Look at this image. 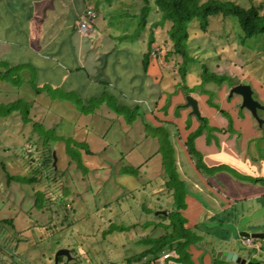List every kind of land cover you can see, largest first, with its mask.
Returning a JSON list of instances; mask_svg holds the SVG:
<instances>
[{"label": "rangeland", "instance_id": "1", "mask_svg": "<svg viewBox=\"0 0 264 264\" xmlns=\"http://www.w3.org/2000/svg\"><path fill=\"white\" fill-rule=\"evenodd\" d=\"M231 1L246 6L264 4V0ZM84 2L102 15L108 28L120 31L121 28L115 26L122 19L118 26L126 28L128 34L137 30L139 17L134 16L139 13L141 0ZM92 9L87 10L96 15ZM153 20L151 18L150 23ZM190 25L187 48L196 62L186 65L185 76L181 77L178 70L179 56L171 54L166 60L162 41L151 46L148 66L154 68V73H151L156 75L155 84L159 92L157 104L151 96L152 107L158 106L151 117L144 115L140 106L127 100L119 103L111 89H107L101 98H85L88 101L79 96L55 95L53 90L46 93L45 89H39L43 93L38 95L37 87L35 90L22 74L3 64L6 69L2 67L0 71V264H55L54 255L61 248H68L78 264H141L150 257H140L148 248L142 239L160 237L165 225L169 224V218H158L156 213L169 211L170 215L180 219L177 213H172L176 209L173 203H178L180 198L182 210L177 212L182 217L188 215L187 210L190 209L188 198L196 199L203 206L200 218L203 224H197L198 228L193 230L196 237H200L193 244L199 251H194L193 256L191 246L187 249L192 255L191 264H234L226 260L229 252L264 264L263 241L251 240L252 243L246 245L239 236L242 231L264 233V201L261 204L256 200L248 201L246 205L253 206L254 210L240 220L239 217L222 216L216 202L204 191L194 188V183L185 176L178 163L185 150L183 142L188 129L182 130V137H179L181 124L175 121H178L181 109L173 107L170 102L171 98L177 97L176 93L180 105L185 104L186 95L199 101V111L206 122L199 127L194 139L195 149L199 145V137L205 145L214 144L222 153L227 149L229 152L233 150L246 156L253 165L256 162L259 166L264 165V128H260L262 125L259 126L247 110L240 108L238 96L228 98L233 86L247 84L252 88L253 99L264 106V47L261 42L254 44L249 41L239 45V29L228 20L218 18L214 25L210 24L206 34L199 31L197 25ZM140 32L139 38L128 39L126 44L133 45L129 47L136 52L143 49L147 52L149 27ZM158 33L159 27L155 30V34ZM202 65L217 75L226 76L222 87L201 85ZM186 91L191 93L186 94ZM56 97L63 101L59 103ZM233 99L238 103L232 105L234 110L230 111ZM18 100L26 104L31 123L23 122L22 115L17 112L19 108L5 113L4 108ZM203 103L209 113L219 115L218 123L224 122L223 113L220 114L223 110L239 116L245 113L248 116L245 122L255 124V136H249L246 141L242 133L245 134L247 126L241 122V128L235 129L233 120H228L221 132L217 121L205 114ZM258 116L264 122V111H258ZM201 120L187 116L182 124L191 129ZM44 131H49L46 133L48 143L44 144L46 148L41 143ZM165 132L170 134L168 138ZM224 132H227L228 137L225 138L228 142L222 149ZM175 137H178L177 141H174ZM166 138L168 144L165 143ZM244 142L243 152L240 145ZM226 144L229 145L227 149ZM170 149L172 160L166 157L168 161H165L164 152ZM50 150L56 158L54 172L50 170ZM198 154L202 156L200 152ZM71 156L75 160L70 159ZM31 159L38 160V164H31ZM197 159L198 155L193 154L192 163L196 165ZM227 167L224 165L222 168L227 170L230 179L241 182V173ZM222 168L208 170L206 174ZM32 176L37 177L36 182H24ZM8 177L14 180L7 182ZM46 188L54 192L50 195L52 202L45 201L43 209H38L35 207L36 193L45 192ZM166 190L170 191V196L163 194ZM185 221L187 225V217ZM112 223L129 229L103 237L102 233ZM128 259L132 263L126 262ZM58 260V264H66L64 257Z\"/></svg>", "mask_w": 264, "mask_h": 264}, {"label": "crops", "instance_id": "2", "mask_svg": "<svg viewBox=\"0 0 264 264\" xmlns=\"http://www.w3.org/2000/svg\"><path fill=\"white\" fill-rule=\"evenodd\" d=\"M89 8L92 9L86 5L84 0H0V65L4 70L6 69L3 65L5 63L11 68L21 66L19 73L25 77V80L29 82L34 79L37 89H45L46 93L53 90V94L60 93L62 97L79 96L81 99L84 98V101H88L86 100L88 98H101L106 94L107 89H111L119 103L127 100L128 103L140 106L144 115L153 116L158 106L157 108L152 107L154 105H151V96L155 98L154 101L157 104L159 101L156 100L158 97L156 95L159 92L155 84L156 75L151 73L153 66H148L146 74L142 72V55L146 49L136 52V49L129 47H134L133 45L121 42L124 41L122 40V35L125 34L123 28L115 26L121 28L120 31L114 27L108 28L102 15L94 9L92 10L96 15L90 21L91 30L87 35L79 34L77 31L79 19ZM95 26L98 28L95 29ZM2 67L0 71L3 70ZM41 93L43 92H39L38 95ZM50 96L54 98L51 93ZM176 96L174 99L171 98L170 102L172 101L173 107L178 106L181 109L176 119L178 121L175 122L181 124L179 125L181 126L179 137H182L180 135L182 130L188 129L184 130L186 132L184 137H186L197 127L198 122L193 124L191 129L182 124L187 116L192 115H189L188 108L179 104L178 93ZM56 100L59 103L63 101L57 97ZM237 103V99H233L229 110H234L232 105L236 106ZM202 106L208 118L217 121L222 132L226 127V121L218 123L219 115L209 113L204 103ZM228 114L231 121H234L235 129L239 128V123H245L247 129L245 134L242 133V137L246 141L249 136L250 138L255 136V124L245 122L248 117L245 113L244 116H239L235 112ZM162 118L168 121L166 117ZM190 119L194 120L192 117ZM260 128H264V122ZM175 133L177 132H173ZM226 135L227 132H224L222 149L225 148L227 141L225 137H228ZM177 138L175 137L174 141H177ZM197 140L199 145L195 146L202 154V162L206 167H210L213 171L224 165L233 171L236 169L241 173V182L230 179L227 170L223 168L218 172L209 175L204 173L201 176L185 150L178 158L181 170L194 183L195 189L204 191L216 202L222 216L239 217L242 220L254 210L253 206L246 205L248 201L251 203L256 200L260 204L262 200L264 201V165L259 166L257 162L253 165L246 156L243 157L233 150L229 152L228 144H226L227 150L223 152L225 154L223 157V153L214 144L207 146L199 137ZM245 143L240 145L243 152ZM251 178L258 180L251 182ZM163 194L170 196V191L166 190ZM187 200L190 207L187 210L188 215H185V218H188L187 226L203 224L200 221L203 206L196 199L188 198ZM158 204L160 205V201ZM191 251L194 256L199 249L192 248ZM75 260L76 262L70 264H78L76 258ZM126 262L132 263L131 259ZM245 264L262 263H254L246 259Z\"/></svg>", "mask_w": 264, "mask_h": 264}, {"label": "trees", "instance_id": "3", "mask_svg": "<svg viewBox=\"0 0 264 264\" xmlns=\"http://www.w3.org/2000/svg\"><path fill=\"white\" fill-rule=\"evenodd\" d=\"M89 1V0H86ZM141 6L139 13L137 16L139 17V22L137 25V30L133 33H127L126 28L123 29V32L125 33L122 35L121 42H126V40H134L140 37L141 30H145L149 27V36H148V43H147V52L143 53L142 55V61H141V67L142 72L144 74L147 73V68L149 64V52L152 51L151 46L152 44H155L159 41H162L164 48L166 49V60L167 57L169 58V55L173 56H179L181 58V62L179 63V73L182 76H185L186 74V65L195 63V59L190 57L188 53V46L187 42L190 37V33L188 31V27L197 25L199 31L202 33H207V28L210 26V24L214 25V22L221 18L224 21H231L236 24V26L239 29V33L237 34L238 40L237 43L239 45H245L247 41L252 42L256 44L257 42H261L264 47V4L259 3L257 5H250L246 6L245 4H239L235 3L231 0H141ZM133 17V18H134ZM154 19L150 23V19ZM122 19L116 23V26L121 23ZM122 27V25H121ZM159 27V33L155 34V30H157ZM123 28V27H122ZM169 48V49H168ZM251 49V48H250ZM253 50V49H251ZM2 65H0L1 69ZM21 66H17L16 68H11V70H15L17 73H19V68ZM15 72V73H16ZM16 73V74H17ZM0 77H2V74L0 72ZM200 82L203 86L208 85H215L219 88L222 87L226 80L225 75H217L213 72H211L207 66L202 65V71L200 75ZM31 86H34V89L36 90V86L34 85V79L30 80ZM39 92V89H38ZM186 94H189L191 92L186 91ZM206 102V100H205ZM19 108V109H18ZM22 115V119L24 123H31V119L27 117V107L25 103H22V101L18 100L15 103H11L10 106L4 108V111L6 114L11 113V111L17 110ZM223 113V115H222ZM222 115V118L229 123L231 122V117L228 113L224 112V110L220 113ZM225 114V115H224ZM151 117V116H149ZM203 117V116H201ZM229 120V121H228ZM203 122L205 124L206 120L203 117V119L198 122L197 127L195 128L196 131L189 132L186 137H184V149L186 154L188 155L189 159L192 162L193 154L198 155V159L196 160L197 163L195 165L196 171L202 176L204 173L208 172L210 170V167H206L204 163L202 162L201 155L198 154V151L194 147V139L199 133V129L203 127ZM34 125V124H33ZM200 125V126H199ZM200 127V128H199ZM33 129H35V126H33ZM42 129V127H41ZM43 130V129H42ZM198 131V132H197ZM45 135L43 137L41 143L44 144L48 143L47 134L49 131H44ZM166 133V132H165ZM167 138L170 134H167ZM40 136V135H39ZM158 138V136H155ZM167 138L165 139V143L168 144ZM66 141V140H65ZM68 141V140H67ZM190 142L192 146L190 147ZM46 148V147H44ZM50 149V148H49ZM165 149V147H164ZM49 154V161L51 162L50 170L54 172V166L52 164L53 161V155L52 151L50 150ZM165 161H168V158L172 157L169 156L171 153V149L169 151L164 152ZM173 155V153H172ZM70 159H73V156H71ZM31 164H38V160L31 159ZM47 164V162H45ZM34 167V165H32ZM35 167H39V165H35ZM42 168L45 169V165H42ZM41 168V169H42ZM42 169V170H43ZM206 169V171H205ZM212 171V170H211ZM214 173V172H212ZM209 175V174H206ZM33 178L24 179L25 183H34L37 181L36 176H32ZM255 179H250L251 182L256 181ZM13 177H8L7 182L13 181ZM258 180V179H257ZM19 182V181H17ZM171 190V189H170ZM42 192V191H41ZM48 194V196H47ZM54 192L50 191L46 188L45 192L42 193H36V200H35V207L38 209H43L45 201L52 202L53 199L50 195H53ZM64 192H62V197H64ZM178 200V199H177ZM176 200V201H177ZM236 202H238L236 200ZM173 205L176 207L175 210H172V213H177L180 219H176L174 215H170V212L168 211L166 215H158V218H169V224L165 225L164 232L162 235L158 238H143L142 241L146 243L148 246L147 249H145L141 254L140 257H144L146 255H149L150 257L144 261L141 264H149V259H152L158 255H160L162 252L166 251H174L179 255V261L182 264H191L190 258L191 250L192 248L197 249L195 247L196 241L200 240V237H196L193 230H196L198 228L197 225H191V227H188L186 225L187 221H185V217H182L179 212L182 210V199L180 198L178 203H173ZM161 207V206H160ZM174 219H173V218ZM176 219V220H175ZM65 220H68L65 218ZM4 223H9L8 220H3ZM160 226V225H159ZM133 227V226H132ZM129 228H126L124 226H117L114 223L110 224L106 231H104L102 234L103 237L112 234L113 232H122L124 230H127ZM259 241V240H256ZM189 246H191V250L188 251ZM188 251V252H187ZM60 260H58V263ZM114 264V263H112Z\"/></svg>", "mask_w": 264, "mask_h": 264}, {"label": "water", "instance_id": "4", "mask_svg": "<svg viewBox=\"0 0 264 264\" xmlns=\"http://www.w3.org/2000/svg\"><path fill=\"white\" fill-rule=\"evenodd\" d=\"M252 88L247 84H237L233 86L228 92V98L233 95L240 98L241 104L240 108L245 109L249 112L251 117L259 124L262 125V120L258 116V111H264V106H262L258 101L254 100L252 97ZM184 108L190 109L189 115L195 116L197 119L201 120V114L198 107V101L193 98L191 95L185 96ZM55 153H53V165H55ZM157 215H166V211H159ZM239 236L251 240H260L264 243V233H248L242 231L239 233ZM64 257L66 259V264L76 262L75 258L72 257L70 250L67 248L58 249L54 255L55 264H58V258ZM226 260L234 264H245L246 259L242 258L240 255L234 252H229L226 254Z\"/></svg>", "mask_w": 264, "mask_h": 264}, {"label": "built area", "instance_id": "5", "mask_svg": "<svg viewBox=\"0 0 264 264\" xmlns=\"http://www.w3.org/2000/svg\"><path fill=\"white\" fill-rule=\"evenodd\" d=\"M95 15L90 10H85L79 19V24L77 26V31L81 35H87L91 30L90 21ZM244 239V238H243ZM251 239H244V244L250 245ZM149 264H182L179 261V255L174 251L162 252L160 255L149 259Z\"/></svg>", "mask_w": 264, "mask_h": 264}, {"label": "flooded vegetation", "instance_id": "6", "mask_svg": "<svg viewBox=\"0 0 264 264\" xmlns=\"http://www.w3.org/2000/svg\"><path fill=\"white\" fill-rule=\"evenodd\" d=\"M183 106V105H182ZM189 112H190V109H189Z\"/></svg>", "mask_w": 264, "mask_h": 264}, {"label": "clouds", "instance_id": "7", "mask_svg": "<svg viewBox=\"0 0 264 264\" xmlns=\"http://www.w3.org/2000/svg\"><path fill=\"white\" fill-rule=\"evenodd\" d=\"M244 239H246V238H244Z\"/></svg>", "mask_w": 264, "mask_h": 264}]
</instances>
